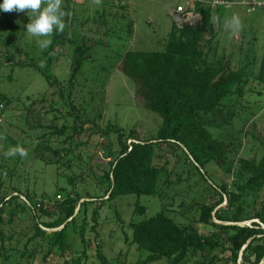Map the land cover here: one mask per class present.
Instances as JSON below:
<instances>
[{
	"label": "trees",
	"instance_id": "trees-1",
	"mask_svg": "<svg viewBox=\"0 0 264 264\" xmlns=\"http://www.w3.org/2000/svg\"><path fill=\"white\" fill-rule=\"evenodd\" d=\"M68 5L64 8L70 13L64 18V32H54L51 45L38 58L26 57L24 50L19 60L10 56L16 50L12 46L21 24L4 19L6 38L0 43V58L11 67L35 70L47 83V91L30 99L26 106V120L35 121L30 127L48 130L39 136L42 141L34 149V158L43 161L42 156L51 153L50 160L44 163L56 167L66 186L57 187L53 195L44 191L38 194L34 189L20 188L14 168L4 171L7 180L0 178V264H110L98 240L99 215L105 202L129 195L136 197L132 218L124 223L115 210V219L130 231V237L125 233V242L136 246L140 259L135 264L161 260L165 264H264V135L251 136L260 140L258 155L254 152L242 156L240 141H225L214 134L230 126L240 114L249 112V106L241 109L240 104L250 93V85L264 83V52L257 71L251 67L255 64L254 57L235 67L230 55L224 52L219 55L216 51L220 7L213 9L197 3L194 12L201 20L195 25L184 24L180 29L172 26L159 51L125 53L118 59L116 69L133 83L135 98L161 119L156 134L140 140L135 130L126 133L110 122L99 125L96 121L101 119L100 114L88 119L86 110L76 104L73 97L76 80L90 56V47L86 37L74 45L73 37L67 34V24L73 16ZM111 16L97 23L100 29L94 32L101 33L95 38L97 45L104 44L103 38L111 39L109 20L114 15ZM126 26L130 36L133 22ZM100 37L103 41L98 40ZM66 44L73 45L70 73L67 80L60 81L51 69L62 56L59 49ZM12 101L0 92V112L9 108ZM41 113L52 114L47 127L40 123ZM60 119L66 123L57 126ZM68 119L72 120L71 125ZM94 135L111 137L116 146H104L109 168L96 177L95 184L103 191L89 210L88 204L95 201L94 197L87 196L84 200L74 195L75 184L83 176L67 173L72 159L65 160L64 156L86 147ZM52 136L63 137L58 147L50 143ZM83 136H87V141L82 140ZM164 149L172 151L175 159L170 168L171 161ZM76 157L79 159L81 155ZM182 159L191 166L189 176L197 173L204 183L209 182L208 199L181 201L176 210L163 204L154 216L134 221L133 217H142L147 210L139 197L162 198V187L171 184L173 168ZM210 166L231 177L230 184L212 181L207 170ZM3 167L0 163V176ZM57 195L62 196L61 201L56 200ZM170 213L186 222H177ZM246 222H250L249 226L244 225ZM198 226L208 228L209 233L200 232ZM74 236L79 238L80 249L72 246ZM90 236L96 242L93 247H89ZM121 256L117 255L115 264H125Z\"/></svg>",
	"mask_w": 264,
	"mask_h": 264
},
{
	"label": "rangeland",
	"instance_id": "rangeland-1",
	"mask_svg": "<svg viewBox=\"0 0 264 264\" xmlns=\"http://www.w3.org/2000/svg\"><path fill=\"white\" fill-rule=\"evenodd\" d=\"M231 2L233 4L229 8L222 6L219 9L220 20L217 25L216 51L219 55L222 52L230 55L235 67L243 65L245 60L249 61L254 57L255 64L251 67L257 71L264 52V8H257L254 12H249L247 7L237 3H262L264 0H231ZM2 3L3 0H0V4ZM186 3L187 0H101L100 4H96L94 0H62V9L64 10L69 4L73 15L67 24V34L73 37L74 45L82 43L83 38L86 37L84 38L85 42L90 47V56L84 62L77 77L73 96L76 104L86 110L88 119L100 114L101 119L96 121L99 125L105 126L110 122L119 126L126 133L135 130L140 140H147L156 134L161 119L148 111L141 100L135 98L133 83L116 69V63L129 51H159L172 26L176 25L174 20L176 7L178 5L185 7ZM113 15L114 18L109 20L111 39L106 40L100 37L98 40H104L105 45L102 43L97 45L95 38L101 35V33L94 32V30L100 29L97 23H101V19H109ZM233 15H237L242 22L238 35H233L230 29L225 28V23L230 21ZM5 18L21 24V30L12 46L16 47V50L11 48L13 50L10 52V56L19 60L23 58L24 53L21 50H24L26 57H40L42 50L38 47L36 38L30 36L26 31V25L35 17L27 12L6 13L0 11V43H3L6 38ZM129 21L133 22V32L130 36L126 26ZM102 38L103 40H101ZM2 49L5 50L3 47ZM72 49L73 45L66 44L61 47L59 53L62 56L51 69V73L60 81L67 80L69 76ZM0 61V92L13 100L9 108L0 112V136L4 137L0 139V163L5 165L0 178L6 181L4 171L14 168V178L18 179L20 188L34 189L38 194L44 191L53 195L57 187L66 186L64 177L57 173L55 166L44 163L50 160L51 153L46 152L42 156L43 161L34 158L36 154L34 149L42 141L39 136L48 130L32 128L30 125L35 124V121H31L33 118L28 119L30 123L26 120V106L29 105L30 99L33 100L47 91V83L33 69L14 68L2 58ZM11 68H13L12 80H9L8 75ZM249 88L251 89L250 93L240 106L241 109H244V106H249V112L252 114L244 112L230 126L214 131L215 136L219 139L240 141L242 156L249 153L254 154V152L258 155L261 150L260 140H255L251 136L261 138L264 135V83H254ZM41 115L43 114L41 113ZM52 119V114H45L40 123L47 127ZM67 121L69 125L72 124L71 119ZM63 123L66 122L60 119L57 121V126H61ZM243 132L246 133L245 136H243ZM62 139L63 137L52 136L50 143L53 147H58ZM82 140L87 141V136H83ZM108 144L116 146L111 137L102 138L94 135L89 139L86 147H80L73 153L64 156L65 160L72 159L71 168L67 170V173L73 176L77 174L83 176L82 180L75 184L74 195L77 194L84 200H87V196L94 197L95 201L88 204L89 210L97 204L98 196L103 191L95 183L96 177H101L102 172L109 168V159L103 154L104 146ZM17 145L26 149L25 157L21 158L18 154L11 157L5 156L10 148ZM163 153L171 161L168 165L170 168L175 160L172 151L164 149ZM78 154L81 155L79 159L76 157ZM160 163L162 164L163 160ZM190 168L191 166L185 164L183 159L173 168L170 177L171 184L168 187H162L164 191L162 198L140 196L138 201L147 210L144 216H135L133 220L140 221L143 218L154 216L160 211L163 204H168L170 209L176 210L181 201L188 203L191 199H208L206 184L209 182L204 183L197 173L189 176ZM207 170L213 176H209L212 181L230 184L232 178L220 168L210 166L207 167ZM178 178H180V182H178ZM15 183L17 184L16 181ZM135 201L136 197L133 195L119 197L112 202H105L101 209L97 228L98 240L103 246V252L109 257L110 264H115L119 253L122 254L120 260L125 264H135L140 259L136 246H130L125 242V233L130 237V231L125 224H117L115 219L116 210L124 223L128 222L132 218L131 213ZM224 204L225 202L222 205ZM170 215L177 222H186L173 213ZM249 224L250 222H246L244 225L249 226ZM198 229L204 234L209 233L206 227L198 226ZM89 238V247L94 246L96 242L92 240L91 236ZM71 242L74 249H80L81 244L78 237L74 236ZM90 254L93 255V249H90ZM223 255L226 254H219V256ZM153 264H165V261L161 260Z\"/></svg>",
	"mask_w": 264,
	"mask_h": 264
},
{
	"label": "clouds",
	"instance_id": "clouds-1",
	"mask_svg": "<svg viewBox=\"0 0 264 264\" xmlns=\"http://www.w3.org/2000/svg\"><path fill=\"white\" fill-rule=\"evenodd\" d=\"M100 4L101 0H94ZM0 11L6 13L27 12L35 17L26 25L27 33L36 38L38 47L43 51L52 43L50 37L56 33H63L66 27L64 18L70 13L62 9V0H3L0 4ZM242 27V22L237 15H233L230 21L225 23V28L230 29L233 35H238ZM4 137L0 136V139ZM19 155L21 158L27 155V151L22 146L10 148L5 156Z\"/></svg>",
	"mask_w": 264,
	"mask_h": 264
},
{
	"label": "built area",
	"instance_id": "built-area-1",
	"mask_svg": "<svg viewBox=\"0 0 264 264\" xmlns=\"http://www.w3.org/2000/svg\"><path fill=\"white\" fill-rule=\"evenodd\" d=\"M201 4L204 6H209L211 8L216 7H226L229 8L233 3L231 1H224V0H187L186 6L183 7L178 5L176 7V11L174 13V20L176 22L177 28H182L184 24L195 25L197 22L201 20L199 14L194 12L195 4ZM240 6L247 7L249 12H254L257 8H264V2H252V3H237ZM56 200L61 201L62 196L57 195Z\"/></svg>",
	"mask_w": 264,
	"mask_h": 264
},
{
	"label": "water",
	"instance_id": "water-1",
	"mask_svg": "<svg viewBox=\"0 0 264 264\" xmlns=\"http://www.w3.org/2000/svg\"><path fill=\"white\" fill-rule=\"evenodd\" d=\"M225 224V223H224ZM226 224H230V223H226Z\"/></svg>",
	"mask_w": 264,
	"mask_h": 264
}]
</instances>
